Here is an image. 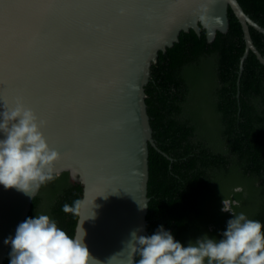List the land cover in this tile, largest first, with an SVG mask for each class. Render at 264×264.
<instances>
[{"label":"water","instance_id":"obj_1","mask_svg":"<svg viewBox=\"0 0 264 264\" xmlns=\"http://www.w3.org/2000/svg\"><path fill=\"white\" fill-rule=\"evenodd\" d=\"M103 7L0 0V99L19 97L45 121L42 132L59 153L54 174L82 185L74 236L85 232L91 264H135L130 234L146 235L148 146L155 144L144 87L159 51L180 32L204 29L208 41L228 28V9L245 43L264 66L249 28L264 27L238 0H102ZM5 3L14 6L5 9ZM2 104V101H0ZM169 158V157H168ZM32 196L0 186V264L27 217ZM82 224V225H81ZM82 227V228H81ZM83 229V230H82Z\"/></svg>","mask_w":264,"mask_h":264},{"label":"trees","instance_id":"obj_2","mask_svg":"<svg viewBox=\"0 0 264 264\" xmlns=\"http://www.w3.org/2000/svg\"><path fill=\"white\" fill-rule=\"evenodd\" d=\"M238 2L264 27V0ZM249 30L264 57V34ZM244 49L241 26L228 9L225 32L216 31L212 41L204 29L180 32L151 63L147 113L154 142L169 158L148 146L146 235L163 224L185 245L205 233L219 239L231 218L220 210L223 198L264 224V66L249 51L240 70ZM81 198L82 185L62 172L40 187L26 218L46 214L73 237L77 212L62 207Z\"/></svg>","mask_w":264,"mask_h":264},{"label":"clouds","instance_id":"obj_3","mask_svg":"<svg viewBox=\"0 0 264 264\" xmlns=\"http://www.w3.org/2000/svg\"><path fill=\"white\" fill-rule=\"evenodd\" d=\"M44 126L45 121L22 101L11 107L2 101L0 186L32 196L56 178L52 166L59 153L49 147ZM221 203V212L230 213L231 218L219 239L205 233L185 245L163 224L150 235L133 231L127 245L139 257L135 264H264V224L244 212L236 213L233 206L238 207V201L223 198ZM79 207L80 201L65 203L62 211L76 214ZM84 236V230L82 236H69L54 219L38 214L19 223L14 236L6 237L3 243L11 248L9 264H91Z\"/></svg>","mask_w":264,"mask_h":264},{"label":"snow or ice","instance_id":"obj_4","mask_svg":"<svg viewBox=\"0 0 264 264\" xmlns=\"http://www.w3.org/2000/svg\"><path fill=\"white\" fill-rule=\"evenodd\" d=\"M33 2L39 6V7H46V8H51L57 5L58 2H63L66 5L71 4L77 7H103L104 4L102 0H33ZM140 5V0H128V6L129 7H138ZM14 5L12 3H5L4 7L5 9H10ZM6 87L5 83L3 80H0V90L4 89ZM0 101H3L5 104L4 99H0ZM17 101H21L19 97H9L7 100L6 106H14ZM35 114L36 116L40 119V116L37 114V110L33 107H29Z\"/></svg>","mask_w":264,"mask_h":264}]
</instances>
